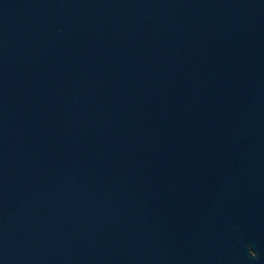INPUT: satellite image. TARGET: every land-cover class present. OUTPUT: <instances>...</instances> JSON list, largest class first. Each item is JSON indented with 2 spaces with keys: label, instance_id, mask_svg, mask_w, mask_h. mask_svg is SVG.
<instances>
[{
  "label": "water",
  "instance_id": "obj_1",
  "mask_svg": "<svg viewBox=\"0 0 264 264\" xmlns=\"http://www.w3.org/2000/svg\"><path fill=\"white\" fill-rule=\"evenodd\" d=\"M0 264H264V0H0Z\"/></svg>",
  "mask_w": 264,
  "mask_h": 264
}]
</instances>
